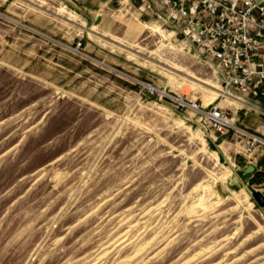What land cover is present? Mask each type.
Returning a JSON list of instances; mask_svg holds the SVG:
<instances>
[{
    "label": "rangeland",
    "instance_id": "374dc122",
    "mask_svg": "<svg viewBox=\"0 0 264 264\" xmlns=\"http://www.w3.org/2000/svg\"><path fill=\"white\" fill-rule=\"evenodd\" d=\"M107 2L0 0V264H264V155L202 115L226 85Z\"/></svg>",
    "mask_w": 264,
    "mask_h": 264
},
{
    "label": "built area",
    "instance_id": "2783aa9c",
    "mask_svg": "<svg viewBox=\"0 0 264 264\" xmlns=\"http://www.w3.org/2000/svg\"><path fill=\"white\" fill-rule=\"evenodd\" d=\"M110 1L118 12L172 33L175 42L190 43L226 85L220 95L232 102L203 110L206 125L220 135L234 132L250 160L264 151V0ZM244 109L260 118L256 129L239 124Z\"/></svg>",
    "mask_w": 264,
    "mask_h": 264
},
{
    "label": "crops",
    "instance_id": "0c3cea01",
    "mask_svg": "<svg viewBox=\"0 0 264 264\" xmlns=\"http://www.w3.org/2000/svg\"><path fill=\"white\" fill-rule=\"evenodd\" d=\"M107 1L110 2V0H107ZM99 2H100V0H82L83 12L84 13L85 12L86 13L88 12V14H91V12L94 11L95 7L99 6ZM59 10H65V13L66 14H69V16L68 15H63ZM55 13H56V15L61 16L63 18V21L65 23L76 22V20L79 18V16L77 15V13H75L74 11H71V10H67L66 9V6H64V5L58 7L57 8V11ZM100 15H102V14L99 13L98 15H93L94 16V20L97 21V19L99 18L98 16H100ZM86 17H87L86 18L87 21H89L90 16L86 15ZM119 17L121 18L122 16L120 15ZM12 20L15 21L16 23H19L18 21L14 20V19H12ZM85 23L86 22L83 20L82 21V24H81L82 29H83V27H85ZM129 23H141V21L136 20V19H131ZM127 24H128V22H127ZM151 25H154L155 26V24H150V26ZM146 27L149 28L148 25H146ZM241 119H242V121L240 122V124L242 126L246 127V128L252 129V130L256 129V127H257V125H258V123L260 121V118L258 116H255L254 114H248L246 116H241ZM221 136H226V135H221ZM256 153H258L259 156H263L264 155V151L261 150V149H258ZM261 162L263 163L264 162V159H261ZM260 167L262 168L263 166H260ZM257 170H260V168L258 167Z\"/></svg>",
    "mask_w": 264,
    "mask_h": 264
},
{
    "label": "water",
    "instance_id": "95a60500",
    "mask_svg": "<svg viewBox=\"0 0 264 264\" xmlns=\"http://www.w3.org/2000/svg\"><path fill=\"white\" fill-rule=\"evenodd\" d=\"M97 21L99 22L100 19L98 18ZM242 171L245 175L252 174L255 171V166L253 164H250L247 168L242 169ZM254 196L257 201L264 206V195L259 191H255Z\"/></svg>",
    "mask_w": 264,
    "mask_h": 264
},
{
    "label": "bare ground",
    "instance_id": "6f19581e",
    "mask_svg": "<svg viewBox=\"0 0 264 264\" xmlns=\"http://www.w3.org/2000/svg\"><path fill=\"white\" fill-rule=\"evenodd\" d=\"M121 14L122 15H126L125 13H123V12H121ZM134 19H136V20H139V19H137V18H134ZM139 21H141V20H139ZM141 23H144L143 21H141ZM146 25H148L149 26V28H152V26H150V24L149 23H145ZM156 27H158L157 25H155ZM158 29L161 31V33H163L164 35H167L168 37H172V33H165L164 31H162L159 27H158ZM152 90H155L154 89V87H152ZM222 93H223V91H222ZM221 93V94H222ZM182 102H184L182 99H180ZM196 110H199L198 108H196V107H194ZM242 145V144H241Z\"/></svg>",
    "mask_w": 264,
    "mask_h": 264
}]
</instances>
